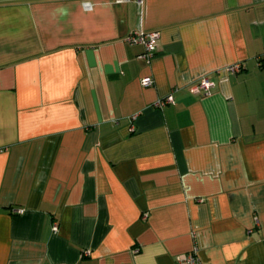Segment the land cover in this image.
Wrapping results in <instances>:
<instances>
[{
    "label": "crops",
    "instance_id": "obj_1",
    "mask_svg": "<svg viewBox=\"0 0 264 264\" xmlns=\"http://www.w3.org/2000/svg\"><path fill=\"white\" fill-rule=\"evenodd\" d=\"M263 56L264 0H0V264H264Z\"/></svg>",
    "mask_w": 264,
    "mask_h": 264
},
{
    "label": "built area",
    "instance_id": "obj_2",
    "mask_svg": "<svg viewBox=\"0 0 264 264\" xmlns=\"http://www.w3.org/2000/svg\"><path fill=\"white\" fill-rule=\"evenodd\" d=\"M160 38V32H145V31H138L134 32L128 40L132 44L143 45L145 47V53L142 54L141 58L144 59H152L156 53L158 40ZM262 64L264 65V56L262 57ZM242 65L236 64L229 68V71L232 73H238L241 70ZM144 87H150L154 85V81L150 77L143 78L141 81ZM216 86V84L211 81L208 76L202 77L197 84L192 88V92L194 93H201L203 92L206 95L211 93V90ZM168 103H174V99L172 96H169L166 100H161L158 102V106L162 107ZM54 230H58V226H54ZM139 250H136V253ZM179 264H203L198 255H197V248H195L191 253L186 254L178 259Z\"/></svg>",
    "mask_w": 264,
    "mask_h": 264
}]
</instances>
